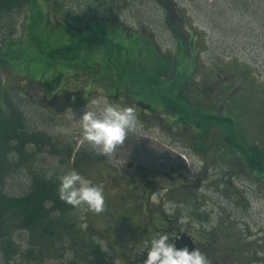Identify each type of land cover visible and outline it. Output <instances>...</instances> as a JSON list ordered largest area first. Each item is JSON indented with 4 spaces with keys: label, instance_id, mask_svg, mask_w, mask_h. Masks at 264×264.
Returning a JSON list of instances; mask_svg holds the SVG:
<instances>
[{
    "label": "rangeland",
    "instance_id": "rangeland-1",
    "mask_svg": "<svg viewBox=\"0 0 264 264\" xmlns=\"http://www.w3.org/2000/svg\"><path fill=\"white\" fill-rule=\"evenodd\" d=\"M176 6L167 15L152 0L6 6L0 81L32 129L91 160L74 168L40 154L32 168L67 184L77 203L72 216L108 264L147 262L143 252L169 240L172 227L183 232L176 244L187 234L204 241L190 264L208 255L221 258L217 264H264V174L234 162L236 153L222 161L225 138L205 120L211 116L218 126L234 119L236 141L264 147V0H176ZM95 17L106 19L101 36H83ZM105 38L118 43L115 55L125 47L120 71L112 64L116 43ZM161 62L191 68L183 82L188 102L194 93L203 99L202 87L204 97L217 101L215 115H200L194 125L201 136L182 132L180 119L166 113L168 98L158 104L140 83ZM172 170L176 183L164 176ZM28 179V169L15 173L5 193L25 195Z\"/></svg>",
    "mask_w": 264,
    "mask_h": 264
},
{
    "label": "trees",
    "instance_id": "trees-1",
    "mask_svg": "<svg viewBox=\"0 0 264 264\" xmlns=\"http://www.w3.org/2000/svg\"><path fill=\"white\" fill-rule=\"evenodd\" d=\"M2 2L3 0H0V11L5 12L7 7L3 6ZM105 40L116 43L112 64L118 65L120 71V67L123 68V61L119 56L125 55L123 50L125 47L119 50V55H115L118 43L111 38ZM128 46L132 45L128 43ZM163 62L161 68L156 67L154 71H147L140 83L142 86L146 85L151 91L150 96L152 95L151 97L157 100L158 104L164 103L168 98L170 108L166 111L167 115H179V117L181 115L179 119L185 126L197 125L201 119L200 115L209 114L203 115L197 107L191 104L189 106L184 101L187 93L184 91L186 86L183 82L188 78L191 68L182 62L174 69L171 64L169 66ZM169 68H172L171 71ZM99 76L95 81L101 80L103 75ZM121 81L123 82V79ZM114 82L117 83V89L123 87L118 84L119 78ZM10 98L9 92L0 81L1 264H43L46 261L60 264H108L99 246L80 229L72 216L77 203L67 184L56 174H48L32 168L35 158L40 154L59 158L61 165L66 166L71 163L74 168H79L91 160L82 155L81 151L75 152L72 147H63L47 134L32 129L24 112ZM183 103L191 108L188 114ZM205 120H209L211 126L218 130L219 136L225 138L224 142L221 141V148L218 150L222 161H225L229 155L234 157L236 153L238 157H234V162L237 161L238 164H244L264 174L262 153L264 147L242 145L236 141L234 135L237 129L234 125L237 123L234 119L223 120L218 126L211 116ZM201 132V130L195 131L199 136ZM202 153H206V149L203 148ZM24 169H28L29 172L28 191L19 197L9 196L4 189L7 180ZM16 237L19 238L20 245Z\"/></svg>",
    "mask_w": 264,
    "mask_h": 264
},
{
    "label": "flooded vegetation",
    "instance_id": "flooded-vegetation-1",
    "mask_svg": "<svg viewBox=\"0 0 264 264\" xmlns=\"http://www.w3.org/2000/svg\"><path fill=\"white\" fill-rule=\"evenodd\" d=\"M34 0H31V2ZM158 7L162 8L164 10V14L167 15V11L168 8L171 7H177L176 6V0H152ZM29 2V0H3L2 5L5 6L6 4H9L10 6H22L24 4H27ZM6 5V6H9ZM5 6V7H6ZM170 16L173 17L172 13H170ZM106 19H97V17H95L93 19L92 22H90L87 26V31L83 32L82 35L85 36L86 34H89L91 38H93V36H99L101 35V33L104 31L103 29V24H100V22L104 21ZM106 22H110L109 20H107ZM108 25V24H106ZM76 35V34H74ZM190 35V33H189ZM133 44L135 43V40L138 39V37L134 34L131 36ZM128 43H130L129 40H127ZM199 92H201V96H202V100L197 98V93L195 94V99L191 100L190 102L187 101V99H184V101H186V103L191 106H195L197 107L199 110H201L204 114H209V115H215L214 112L216 110H218V104L216 100H208V98L204 97V88L202 87V89L198 88ZM207 99V100H206ZM264 102L261 101V104ZM207 103V104H206ZM184 104V103H183ZM191 104V105H190ZM185 105V104H184ZM139 106H141V109L145 110L144 112H147V108H144L142 106V104H140ZM191 109V108H190ZM186 105H185V112L186 114H188L191 110H190ZM194 113V112H193ZM217 114V113H216ZM176 118H180L179 115H175ZM182 126V125H181ZM183 127V131L184 133H186V135H190L192 134L195 129H194V125H188V127H186L185 125L182 126ZM262 153L264 155V150L262 149ZM264 162V159H263ZM173 172V176L171 175H164L166 179H168L170 182H174L176 183L177 181H179L178 176L174 177V174L176 171H171ZM180 178V177H179ZM169 224H172V221L169 220ZM170 236H169V240L165 241L163 244L157 246L154 248V244H149V248L148 250H150L151 252H143L144 259H146V261L148 262V264H190L189 262L192 261V258L197 257L198 255H200V253H202V251H204V247H202L201 244L204 245V241H200L198 239H196L195 237H193L190 234H187V236L190 238V241H188L186 243V245L184 247H180V249L182 250V252L184 253V258L181 256V258H183V260H178V255L176 254V242L178 239V236L180 234H183V232L179 231L178 227H172L170 230ZM186 234V233H185ZM154 248V249H153ZM191 250V253H188L187 251ZM200 252V253H199ZM194 256V257H193ZM137 259V258H136ZM218 259H221L215 255H208L205 257H202V264H217L218 263ZM205 261V262H204ZM147 262H143V264H147ZM138 262L136 261V264ZM140 264V263H139ZM142 264V263H141Z\"/></svg>",
    "mask_w": 264,
    "mask_h": 264
},
{
    "label": "water",
    "instance_id": "water-1",
    "mask_svg": "<svg viewBox=\"0 0 264 264\" xmlns=\"http://www.w3.org/2000/svg\"><path fill=\"white\" fill-rule=\"evenodd\" d=\"M190 241V238L189 237H186V236H181V239L179 240V242L176 244L177 248L175 249L176 251V254L178 256V252H180L179 250V246L180 245H184L186 242ZM182 252V251H181ZM180 255V254H179ZM179 259H182L181 256H178Z\"/></svg>",
    "mask_w": 264,
    "mask_h": 264
}]
</instances>
